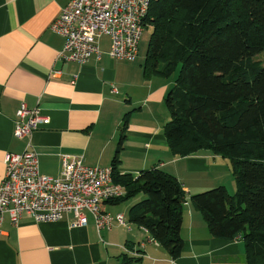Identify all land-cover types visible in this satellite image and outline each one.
<instances>
[{
  "label": "crops",
  "instance_id": "0c3cea01",
  "mask_svg": "<svg viewBox=\"0 0 264 264\" xmlns=\"http://www.w3.org/2000/svg\"><path fill=\"white\" fill-rule=\"evenodd\" d=\"M67 4L68 0H0V185L6 154L23 153L29 142L14 136L18 110L23 103L40 108L51 119L31 138L43 175L59 177L62 155L81 157L90 167L114 166L118 156L120 176L137 178L155 168L167 172L187 193L184 248L181 257L173 259L162 245L149 242L152 236L146 229L132 222L134 203L122 207L107 202L102 209L123 214L125 225L114 222L112 229L98 231L89 212L83 227L73 228L71 216L36 223L23 215L16 225L7 213L0 264H124V255L133 251L142 255L141 264H247L244 242L212 236L203 213L191 202L192 195L216 183L231 185L226 182L229 175L219 170L221 156L204 150L179 157L169 149L165 99L174 78H146L144 63L138 62L140 48L135 60L113 59L107 35L99 42L100 59L94 55L86 64L61 60L65 39L51 25Z\"/></svg>",
  "mask_w": 264,
  "mask_h": 264
},
{
  "label": "trees",
  "instance_id": "16d2710c",
  "mask_svg": "<svg viewBox=\"0 0 264 264\" xmlns=\"http://www.w3.org/2000/svg\"><path fill=\"white\" fill-rule=\"evenodd\" d=\"M151 37L144 76L172 78L164 127L174 156L209 150L228 158L236 182L191 196L216 238L244 242L247 264H264V0H152L144 20ZM125 137L122 136L123 143ZM114 179L126 189L123 203L145 197L130 209L171 255H182L183 207L187 193L167 172L144 170ZM124 264L142 259L125 254Z\"/></svg>",
  "mask_w": 264,
  "mask_h": 264
},
{
  "label": "built area",
  "instance_id": "2783aa9c",
  "mask_svg": "<svg viewBox=\"0 0 264 264\" xmlns=\"http://www.w3.org/2000/svg\"><path fill=\"white\" fill-rule=\"evenodd\" d=\"M152 0H68L51 29L64 37L60 59L79 64L88 63L94 55L101 58L100 39L111 38L110 55L118 60H135L139 55ZM61 74L55 72L54 75ZM117 93V91L115 90ZM14 136L29 139L21 154L7 153L4 159L5 177L0 185V235L8 213L16 225L23 215L36 223H56L71 216V226L88 224L91 213L98 231L110 230L114 222L125 225L123 214L112 215L102 205L125 196V187L114 179V168L90 167L81 157L62 155L59 177L41 173L39 157L32 143L35 131L48 127L49 116L40 108L22 104L17 113ZM159 245L153 237L149 239ZM133 257L140 253L128 252Z\"/></svg>",
  "mask_w": 264,
  "mask_h": 264
},
{
  "label": "rangeland",
  "instance_id": "374dc122",
  "mask_svg": "<svg viewBox=\"0 0 264 264\" xmlns=\"http://www.w3.org/2000/svg\"><path fill=\"white\" fill-rule=\"evenodd\" d=\"M150 37H151V29H148V28H145L144 29V32H143V35H142V38H141V42H140V56H139V60L138 62H141L142 64L145 62V58H146V54H147V50H148V45H149V41H150ZM103 42H106V38L102 40ZM256 61H261L264 65V53L260 54V55H257L255 57ZM177 73L174 75L176 76ZM174 76L172 78H174ZM166 105V104H165ZM167 107V106H166ZM221 156V155H220ZM223 157V156H221ZM220 157V162H221V165L219 167V170L222 169L226 174L229 175L230 179H226L227 181V184H230L233 186V191H232V187L231 185H226L228 186L229 190L231 192H233L232 194H234L236 192V182L234 180V177H233V174H232V169H231V162L228 158H221ZM224 179H222L223 181ZM234 182V184H233ZM220 186L218 183H216V185H213V187H211L210 189H213V188H216ZM209 189V190H210ZM145 197L143 196V194H138L132 198H129L128 200H126L125 202H123L122 204H119L117 206H122V207H127L128 205H131L134 203H137L139 201H141L142 199H144ZM127 216V214H126Z\"/></svg>",
  "mask_w": 264,
  "mask_h": 264
}]
</instances>
